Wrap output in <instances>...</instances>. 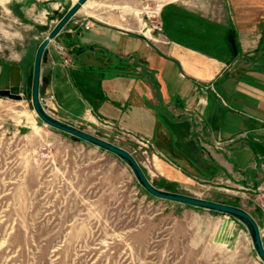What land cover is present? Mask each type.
<instances>
[{
  "label": "crops",
  "instance_id": "crops-1",
  "mask_svg": "<svg viewBox=\"0 0 264 264\" xmlns=\"http://www.w3.org/2000/svg\"><path fill=\"white\" fill-rule=\"evenodd\" d=\"M13 1L28 12L41 5ZM89 9L44 52L45 108L77 126L143 138L140 165L152 182L246 209L264 242V0H90ZM145 22L162 30L148 32ZM218 191L226 196L213 199ZM188 206L210 219L217 243L255 249L238 219Z\"/></svg>",
  "mask_w": 264,
  "mask_h": 264
},
{
  "label": "rangeland",
  "instance_id": "rangeland-1",
  "mask_svg": "<svg viewBox=\"0 0 264 264\" xmlns=\"http://www.w3.org/2000/svg\"><path fill=\"white\" fill-rule=\"evenodd\" d=\"M36 2L41 5L28 12L0 0V71L5 62L22 67L21 98L0 96V264H263L255 249L243 254L217 243L201 211L148 193L114 153L38 116L31 94L35 54L71 1L57 8ZM89 4L80 11L89 12ZM79 127L142 161L133 136ZM44 146L52 149L50 157L43 155Z\"/></svg>",
  "mask_w": 264,
  "mask_h": 264
},
{
  "label": "water",
  "instance_id": "water-1",
  "mask_svg": "<svg viewBox=\"0 0 264 264\" xmlns=\"http://www.w3.org/2000/svg\"><path fill=\"white\" fill-rule=\"evenodd\" d=\"M88 0H76L69 9L65 12L58 23L53 27L50 33L39 44L34 64H33V77H32V104L38 116L49 126L58 129L62 132L71 134L86 142L103 148L109 152L114 153L125 161L132 169L139 184L151 195L175 201L181 204L205 208L230 215L241 221L248 229L252 238L253 246L261 261L264 262V242L262 239L261 229L257 220L246 209L220 201L210 200L195 195L170 191L167 189L157 187L147 176L144 169L136 159V157L129 150L113 143L103 137L93 134L86 129L60 119L56 116L54 110L45 108L41 101L40 88H41V74H42V60L43 55L52 40H54L69 23V21L79 12L81 7ZM232 42L234 43L233 37ZM22 80V67L21 65L3 63L0 71V96L13 97L20 99Z\"/></svg>",
  "mask_w": 264,
  "mask_h": 264
},
{
  "label": "built area",
  "instance_id": "built-area-1",
  "mask_svg": "<svg viewBox=\"0 0 264 264\" xmlns=\"http://www.w3.org/2000/svg\"><path fill=\"white\" fill-rule=\"evenodd\" d=\"M148 19L151 18V14H148ZM76 25H79L82 23L81 20L79 19H76L75 22H74ZM149 23V25H148ZM145 24H147V31L148 32H154L155 30H158V31H161L162 30V25L161 23H156V24H153L152 22H145ZM85 27L86 28H89V22H86L85 23ZM58 49L62 55V59H63V63L65 65H68L71 61L70 59V54H69V51L68 49L63 45V44H58ZM137 142H140V143H144V139L141 138V137H138V136H133ZM51 148L49 146H44V152H43V155L46 156V157H50L51 156Z\"/></svg>",
  "mask_w": 264,
  "mask_h": 264
},
{
  "label": "trees",
  "instance_id": "trees-1",
  "mask_svg": "<svg viewBox=\"0 0 264 264\" xmlns=\"http://www.w3.org/2000/svg\"><path fill=\"white\" fill-rule=\"evenodd\" d=\"M175 191V190H174Z\"/></svg>",
  "mask_w": 264,
  "mask_h": 264
}]
</instances>
